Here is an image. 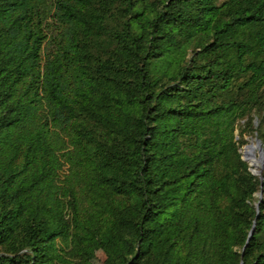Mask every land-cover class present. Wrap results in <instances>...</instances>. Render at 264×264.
<instances>
[{"label":"trees","instance_id":"16d2710c","mask_svg":"<svg viewBox=\"0 0 264 264\" xmlns=\"http://www.w3.org/2000/svg\"><path fill=\"white\" fill-rule=\"evenodd\" d=\"M253 112L264 0H0V264H264Z\"/></svg>","mask_w":264,"mask_h":264},{"label":"rangeland","instance_id":"374dc122","mask_svg":"<svg viewBox=\"0 0 264 264\" xmlns=\"http://www.w3.org/2000/svg\"><path fill=\"white\" fill-rule=\"evenodd\" d=\"M193 51V48L188 47L186 49L185 59H187ZM257 126L255 113H251L247 118H245L242 121H239L235 125L234 129V137L238 142L242 140L243 142H239V153L241 155L242 160L246 158L244 156V153L247 150V146L251 144H256V140H259L258 135L256 132H251V127L254 128ZM260 128H264V124H261ZM261 143V149L264 151V144L259 140ZM256 157L258 158V153H255ZM248 165V170L254 177H261V175L264 173V168L260 170L259 164L257 167L253 166L251 163L244 161ZM264 167V166H263ZM255 172V173H253ZM255 198L258 197V195L254 196ZM105 256L103 252L96 248L92 250L87 258L88 264H104Z\"/></svg>","mask_w":264,"mask_h":264},{"label":"bare ground","instance_id":"6f19581e","mask_svg":"<svg viewBox=\"0 0 264 264\" xmlns=\"http://www.w3.org/2000/svg\"><path fill=\"white\" fill-rule=\"evenodd\" d=\"M247 157L249 158L250 163L255 166L258 165L260 160H264V151H259V147L256 144H251L246 150ZM255 153H258V158Z\"/></svg>","mask_w":264,"mask_h":264},{"label":"water","instance_id":"95a60500","mask_svg":"<svg viewBox=\"0 0 264 264\" xmlns=\"http://www.w3.org/2000/svg\"><path fill=\"white\" fill-rule=\"evenodd\" d=\"M256 145L259 147V151L261 152L262 149H261V143H260L259 140H256ZM249 147H250V145L247 146L246 148H249ZM244 156L246 157V158L244 159V161L250 163L249 158L247 157V153H246V152L244 153ZM258 164H259V166H260V170H262V169L264 168V167H263V166H264V160H260ZM255 167H257V165H255ZM253 173H255V172H253ZM260 180H262L261 177H260ZM256 211H257V205H256ZM252 234H253V228L251 229V231H250L249 234H248V237H247V240H246V242H245V245H244L243 248H242V253H243L244 249L246 248V246L248 245V243H249V241H250V238H251Z\"/></svg>","mask_w":264,"mask_h":264}]
</instances>
